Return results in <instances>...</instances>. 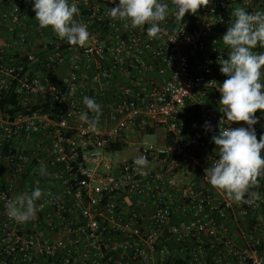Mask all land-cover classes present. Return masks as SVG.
Returning a JSON list of instances; mask_svg holds the SVG:
<instances>
[{
  "label": "built area",
  "instance_id": "obj_1",
  "mask_svg": "<svg viewBox=\"0 0 264 264\" xmlns=\"http://www.w3.org/2000/svg\"><path fill=\"white\" fill-rule=\"evenodd\" d=\"M32 2L0 0V264H264V172L250 204L205 177L219 159L211 137L247 127L221 121V39L235 7L264 13V0H209L181 20L164 0L157 38L111 18L119 0H75L83 46L41 28ZM84 96L102 106L95 128L94 113L79 119ZM151 126L156 142L139 134ZM36 187L35 218L9 217V201Z\"/></svg>",
  "mask_w": 264,
  "mask_h": 264
},
{
  "label": "clouds",
  "instance_id": "obj_2",
  "mask_svg": "<svg viewBox=\"0 0 264 264\" xmlns=\"http://www.w3.org/2000/svg\"><path fill=\"white\" fill-rule=\"evenodd\" d=\"M116 4V0H112ZM177 20L189 11L193 14L209 0H172ZM35 19L41 28L51 27L56 35L71 45L83 46L90 38L87 25L75 19L80 9L75 0H33ZM169 14V5L164 0H119L110 8L108 15L114 20L129 22L132 27L143 28L146 24L149 38H157L163 31L160 22ZM234 22L222 36L228 47L227 58H219L220 72L227 76L218 88L221 95L219 103L223 106L221 121H243L247 127H220L219 134L211 137L216 145L219 159L210 157L211 166L205 169L208 182L223 191L235 202L250 204L245 199L249 188L258 183L257 177L264 172V133L259 140L254 127L260 117L256 111L264 110V52L253 51L258 45L264 48V13H249L242 7H235L231 13ZM88 111L82 112L79 119L88 121V112L96 119L89 125L95 128L96 120L102 113V106L89 96L83 97ZM264 117V111L261 112ZM210 130L209 122L205 123ZM147 157L138 155L134 159L141 174L148 167ZM44 170L41 169V174ZM43 196L42 190L24 192L7 205V214L17 222H27L35 218L38 207L36 202Z\"/></svg>",
  "mask_w": 264,
  "mask_h": 264
},
{
  "label": "trees",
  "instance_id": "obj_3",
  "mask_svg": "<svg viewBox=\"0 0 264 264\" xmlns=\"http://www.w3.org/2000/svg\"><path fill=\"white\" fill-rule=\"evenodd\" d=\"M8 101H10L12 104H14V103L16 104V102L14 101L13 98H11ZM5 103H7L6 99L0 100V107L3 108ZM192 119L193 118L190 117V118L187 119V121L190 122ZM155 132H156V127L155 126H151V127H146L144 130L140 131L139 134H155ZM117 146L120 147V145H117Z\"/></svg>",
  "mask_w": 264,
  "mask_h": 264
},
{
  "label": "rangeland",
  "instance_id": "obj_4",
  "mask_svg": "<svg viewBox=\"0 0 264 264\" xmlns=\"http://www.w3.org/2000/svg\"><path fill=\"white\" fill-rule=\"evenodd\" d=\"M158 138L157 134H145L143 137V140L149 141V142H156Z\"/></svg>",
  "mask_w": 264,
  "mask_h": 264
},
{
  "label": "crops",
  "instance_id": "obj_5",
  "mask_svg": "<svg viewBox=\"0 0 264 264\" xmlns=\"http://www.w3.org/2000/svg\"><path fill=\"white\" fill-rule=\"evenodd\" d=\"M64 68H60L59 71L57 72V75L59 76L61 74V71L63 70Z\"/></svg>",
  "mask_w": 264,
  "mask_h": 264
}]
</instances>
